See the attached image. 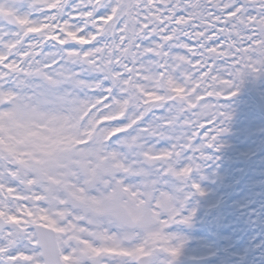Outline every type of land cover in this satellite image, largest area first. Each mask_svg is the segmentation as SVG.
Instances as JSON below:
<instances>
[{
    "label": "snow or ice",
    "instance_id": "1",
    "mask_svg": "<svg viewBox=\"0 0 264 264\" xmlns=\"http://www.w3.org/2000/svg\"><path fill=\"white\" fill-rule=\"evenodd\" d=\"M259 72L264 0H0V264H173Z\"/></svg>",
    "mask_w": 264,
    "mask_h": 264
},
{
    "label": "rangeland",
    "instance_id": "2",
    "mask_svg": "<svg viewBox=\"0 0 264 264\" xmlns=\"http://www.w3.org/2000/svg\"><path fill=\"white\" fill-rule=\"evenodd\" d=\"M258 75L245 74L237 81V95L223 101L227 130L217 147L204 150L211 159L201 161L187 182L199 183L205 194L196 193L188 201L184 215L195 210L189 223L167 229L175 236L173 243L182 245L173 264H192L193 258L210 254L211 264H264V120L251 93L256 89L264 97ZM181 186L183 182L172 178L168 190ZM158 258L159 264L171 260L164 253Z\"/></svg>",
    "mask_w": 264,
    "mask_h": 264
},
{
    "label": "bare ground",
    "instance_id": "3",
    "mask_svg": "<svg viewBox=\"0 0 264 264\" xmlns=\"http://www.w3.org/2000/svg\"><path fill=\"white\" fill-rule=\"evenodd\" d=\"M248 159H250V158H247L246 160H248ZM246 160H245V161H246Z\"/></svg>",
    "mask_w": 264,
    "mask_h": 264
}]
</instances>
